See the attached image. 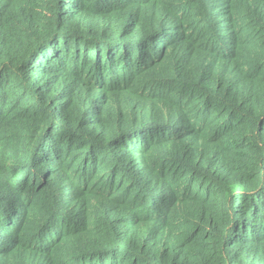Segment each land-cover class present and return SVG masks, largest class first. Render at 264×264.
<instances>
[{"label": "trees", "instance_id": "obj_1", "mask_svg": "<svg viewBox=\"0 0 264 264\" xmlns=\"http://www.w3.org/2000/svg\"><path fill=\"white\" fill-rule=\"evenodd\" d=\"M0 264H264V0H0Z\"/></svg>", "mask_w": 264, "mask_h": 264}]
</instances>
